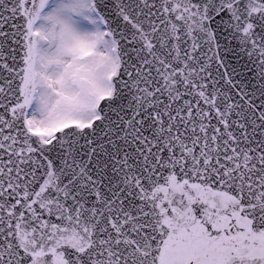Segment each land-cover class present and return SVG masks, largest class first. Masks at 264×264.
Instances as JSON below:
<instances>
[{"label":"snow or ice","instance_id":"snow-or-ice-1","mask_svg":"<svg viewBox=\"0 0 264 264\" xmlns=\"http://www.w3.org/2000/svg\"><path fill=\"white\" fill-rule=\"evenodd\" d=\"M0 264H264V0H0Z\"/></svg>","mask_w":264,"mask_h":264}]
</instances>
